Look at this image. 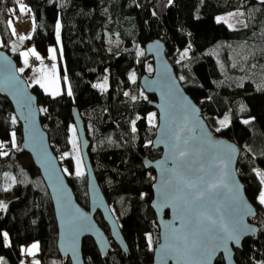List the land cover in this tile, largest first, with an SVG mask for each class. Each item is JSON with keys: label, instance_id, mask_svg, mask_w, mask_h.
I'll return each mask as SVG.
<instances>
[{"label": "trees", "instance_id": "trees-1", "mask_svg": "<svg viewBox=\"0 0 264 264\" xmlns=\"http://www.w3.org/2000/svg\"><path fill=\"white\" fill-rule=\"evenodd\" d=\"M22 1L34 19L27 45L32 44L45 55L49 46L56 43L57 23L61 26L59 67L61 74L67 75L71 95L63 92L51 96L37 84L30 86L37 97L40 121L51 148L62 169L71 173L64 172L76 200L87 207L85 172L76 176L73 158L64 157L71 146L72 111L77 108L90 140L89 155L95 175L129 250L124 253L111 240L112 249L102 256L93 239L85 237L84 264L153 261V248L159 239L150 206L155 174L143 160L156 158L160 150L149 143L155 127L147 122V114L154 110L148 101L154 96L139 95V77L152 72V60L145 57L144 46L155 38L164 41L176 75L200 106L210 127L217 129L210 122L212 118L223 119L225 114L230 118L228 126L216 132L239 146L238 175L256 207L257 214L250 220L259 227L258 234L246 238L236 250L235 259L238 264L264 261V207L251 199L260 187L252 169L264 170V0ZM17 8L16 0H0V47L19 64L18 45L8 24ZM235 9L243 12V27L230 28L217 22L221 13ZM185 47L189 54L178 57L177 53ZM132 73L134 81L129 79ZM106 74L107 87H93ZM125 92L129 95L125 96ZM138 116L140 119H136ZM245 120L249 123L245 124ZM13 132L16 147L12 146ZM21 140V125L13 106L0 92V143L8 153L0 156V200H7V208H0V257L11 264H21L23 245L38 241L40 264H71L57 248L53 204L41 173L33 163L24 166L20 160L28 155L21 148ZM7 173L15 178L10 187L5 183ZM95 218L109 235L99 211ZM4 232L8 233L10 247L4 246ZM147 234L152 235V250ZM215 264H224L221 256Z\"/></svg>", "mask_w": 264, "mask_h": 264}, {"label": "water", "instance_id": "water-1", "mask_svg": "<svg viewBox=\"0 0 264 264\" xmlns=\"http://www.w3.org/2000/svg\"><path fill=\"white\" fill-rule=\"evenodd\" d=\"M165 50V43L159 38L150 40L145 44V57L152 60V72L150 74L143 73L139 77V85L143 92L154 96L148 101V104L156 111L158 118L151 146L155 150H160V154L156 158L145 157L143 160L145 167L154 170L155 174V179L151 185L152 197L150 206L155 214L159 239L153 248V261L151 264H164L160 254V245L164 243L163 233L165 226L172 224L177 215L174 208L162 207L160 203V166L164 165L166 160L169 161L167 166L169 168L172 166L169 159L171 155L170 146L162 142V130L165 125L163 113L165 111L169 113V122L173 127L182 126L185 123L183 117L188 115L191 121L188 126L195 129L194 133L185 131L182 137L195 136V139L189 140L191 154L182 164V168L188 175L196 179L202 174L199 171L201 165L206 167L212 155L221 154L226 145H231L236 149V153L230 170L242 183L236 171L240 152L239 146L210 127L202 114L200 106L181 84ZM10 76L15 77V86H9L6 82ZM0 92L6 95L11 102L14 113L21 125V148L31 157L32 163L39 169L48 188L57 224V248L59 254L64 258H69L71 264H84L82 240L85 237L93 239L96 248L102 256L112 249V241L124 253L128 254V246L121 232L119 222L112 212L95 175L89 155L90 140L87 136L84 121L77 108L72 111V119L77 132L79 149L87 179L89 200L87 207L82 206L76 200L72 186L68 182L58 156L51 148L48 133L40 121V109L36 95L32 92L26 79L19 73L16 59L1 47ZM193 109L196 110L194 113L192 112ZM202 134H206L211 138L209 144L201 143L200 137ZM243 194L256 211L255 205L250 201L246 193L244 192ZM97 211L100 212L103 221L107 225L110 237L96 220L95 214ZM255 216L245 218L246 223L252 226L255 232L246 234L242 238L239 247L230 242L229 247L232 249L231 258L225 260L222 253H217L213 264H215L219 256L223 259L224 264H238L235 259L236 250L242 247L246 238L255 237L259 232L258 225L250 220ZM76 217L79 218L83 227L80 234L75 238V250L73 251L69 229L70 220ZM180 226V221L176 220L174 227L179 228ZM3 264L11 263L8 259H4ZM167 264H174V261L169 260Z\"/></svg>", "mask_w": 264, "mask_h": 264}, {"label": "snow or ice", "instance_id": "snow-or-ice-1", "mask_svg": "<svg viewBox=\"0 0 264 264\" xmlns=\"http://www.w3.org/2000/svg\"><path fill=\"white\" fill-rule=\"evenodd\" d=\"M19 5L20 13L30 11L27 6L22 3V0H16ZM236 13H229V16H234ZM243 15V13H240ZM219 23L223 17H217ZM9 27L12 26V20L8 21ZM60 24L56 25L57 39L59 40ZM231 27V25H230ZM15 34V29H12ZM26 37L20 36L23 41ZM55 49H49L50 58L55 60ZM29 55L34 56L37 60L41 61V66L34 69L39 75L33 81L39 84L46 94L57 96L60 95V83L56 74V65L53 64L51 69L43 65L42 57L36 52L34 48L22 52L21 56L24 58L25 67L28 66ZM187 55V50L181 54V58ZM20 72L24 69L20 68ZM151 71V68H149ZM129 79L135 80V73L130 74ZM184 79L183 76L180 77ZM65 80L67 77L65 76ZM9 86H15V77L10 76L6 81ZM106 84V79H105ZM105 84L93 85V87L104 88ZM68 94L71 95L69 89ZM125 96L129 94L124 93ZM143 95V93H141ZM136 99L135 96L132 97ZM47 111V109H41ZM196 110L193 109L194 113ZM165 125L162 130L163 140L170 146V162L169 168L168 160L165 161L161 167L160 177V203L162 207H172L176 210L177 215L172 224L165 226L163 233L164 243L160 245L161 259L164 264L169 260L174 261V264H213L217 253H222L225 260L231 258L232 249L229 243H234L237 247L240 246L242 238L249 233L255 232V229L246 223L245 218L248 216H255L257 213L245 198L244 186L240 183L239 179L230 170L236 149L231 145H226L221 154L212 155L207 163V166L201 165L199 171L202 173L196 179H193L182 168L183 161L190 156L189 140L195 139V136L186 138L183 137L185 131L194 133L195 129L189 127L188 115L183 119L185 123L182 126L173 127L169 122V113H163ZM136 119H140L138 116ZM12 123H16V118H11ZM148 123L155 127L156 114L150 113L147 117ZM229 116L224 115L223 119L218 120L220 128L216 131L219 132L221 128L227 127L229 124ZM245 124L249 123L248 120L243 121ZM132 131H136V121H132ZM73 132V150L78 152L75 139V128ZM202 144H209L211 138L206 134L200 137ZM151 143V142H149ZM12 146L15 144V133H12ZM4 145L0 143V148ZM7 152H0V156H7ZM69 153H64V157H68ZM76 176H82V166L79 157L76 158ZM239 172V169L236 170ZM259 180V189L252 194L251 199L255 201L260 207H264V170L253 168ZM66 174L69 173L67 168L64 169ZM7 175V174H5ZM15 182V178H11ZM155 179V178H154ZM7 190V189H5ZM0 208H6V205L0 203ZM179 220L181 226L174 227L175 221ZM82 224L79 218L70 220V236L72 238V249L75 250V238L82 231ZM3 241L5 247H10L8 233L4 232ZM149 250H152V235L147 234ZM39 249L38 243H33L27 249H22L28 255H35ZM0 264H3V257H0ZM32 264H40L39 261H33ZM55 264V262H54ZM260 264H264L261 261Z\"/></svg>", "mask_w": 264, "mask_h": 264}, {"label": "rangeland", "instance_id": "rangeland-1", "mask_svg": "<svg viewBox=\"0 0 264 264\" xmlns=\"http://www.w3.org/2000/svg\"><path fill=\"white\" fill-rule=\"evenodd\" d=\"M23 4H25L27 6V9H29L28 5L22 1ZM18 8L13 10L12 13L13 15L10 17V19L12 20V26H11V31L14 28L15 29V34H13V41L18 45V51L20 53V62L18 64V71L20 68H23L24 71L20 72V74H22V76L26 79V81L28 82V84L30 86L36 84L33 81L36 79V77L39 75V73H36L34 71V69L38 68L41 66V61L37 60V64L36 65H30V59L31 58H35L32 55H29L28 57V66L25 67L24 65V58L21 56L22 52L28 51L29 49L34 48L36 50L37 53H39V55L42 57L43 60V65L47 66L48 69H51L52 65L55 64L56 65V74L59 78V83H60V93L62 94L63 92L68 93L69 89H70V85L68 82V78L67 80H65V76L67 77L66 73L61 74V70L59 67V59H58V52L60 51L62 53V43H61V37H60V33H59V40L57 39V34H56V43L52 44L49 46L48 51L45 55H43L42 53H40L32 44L27 45V38H29L33 32V28H34V19H33V15L31 13V11H26L25 13H20L19 11V5L17 4ZM229 13H236V15L234 16H229ZM240 13H243L242 10L240 9H235V10H231V11H226L224 13H221L218 17H223L224 19L221 20L220 22H224L225 24H227L229 27L231 25L230 28H240L243 27L245 25V20H244V15H240ZM9 19V20H10ZM20 36H24L26 37L23 41L20 40ZM0 44H1V38H0ZM49 49H55V60L50 58V53H49ZM185 50H187V55L189 54V49L188 48H183L182 50H180L177 55L178 57L181 56L182 53L185 52ZM36 59V58H35ZM171 59V58H170ZM105 79H106V84H105ZM99 84H105V87H107L108 84V74H106L102 79L98 80L96 82V85ZM39 85V84H37ZM40 86V85H39ZM71 90V89H70ZM141 93H143V95H141ZM139 95L141 97H147V95L143 92L142 89L139 90ZM52 96V95H51ZM150 113H155L156 111L153 110L151 112H149L147 114V117ZM222 118L220 117H215L212 118L210 120V122L212 123V125L214 126V128H218L220 127V125L218 124V120H220ZM148 122V120H147ZM158 122V118H157V114H156V120H155V125H157ZM75 128L74 124H72V126H70V139H71V146L70 149L67 151V153H69V155L73 158L74 160V164H75V172H76V157L78 156L81 162V166H82V171H84V166H83V162H82V158H81V153H80V149H79V142H78V138H77V132L75 129V139H76V147L78 148V152L73 150V144H72V139H73V132L72 129ZM0 152H6L5 148H0ZM21 162L24 166H28L29 164L32 163V159L29 155L22 157ZM12 175L7 173L6 178H5V183H6V187H10L13 180L11 179ZM0 203H2L3 205H6L7 208V200H0ZM6 208H1V209H6ZM33 243H38V241H31L25 245H23L22 249H27L28 247H30ZM21 249V250H22ZM23 252V259L21 261L22 264H32L33 261H38V257H37V252L35 253V255H28L26 252Z\"/></svg>", "mask_w": 264, "mask_h": 264}, {"label": "built area", "instance_id": "built-area-1", "mask_svg": "<svg viewBox=\"0 0 264 264\" xmlns=\"http://www.w3.org/2000/svg\"><path fill=\"white\" fill-rule=\"evenodd\" d=\"M38 62H37V59H35V58H31L30 59V64L31 65H36Z\"/></svg>", "mask_w": 264, "mask_h": 264}, {"label": "crops", "instance_id": "crops-1", "mask_svg": "<svg viewBox=\"0 0 264 264\" xmlns=\"http://www.w3.org/2000/svg\"><path fill=\"white\" fill-rule=\"evenodd\" d=\"M22 264V263H21Z\"/></svg>", "mask_w": 264, "mask_h": 264}]
</instances>
